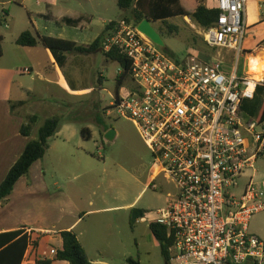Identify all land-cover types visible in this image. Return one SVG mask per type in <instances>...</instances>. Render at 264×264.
Listing matches in <instances>:
<instances>
[{
	"label": "built area",
	"instance_id": "2783aa9c",
	"mask_svg": "<svg viewBox=\"0 0 264 264\" xmlns=\"http://www.w3.org/2000/svg\"><path fill=\"white\" fill-rule=\"evenodd\" d=\"M216 4L217 22L199 27V34L213 50L238 57L232 68L220 58L177 62L125 21L104 47L126 55L136 84L109 114L131 120L151 150L159 171L148 187L156 190L162 176L175 189L154 220L173 241L168 264H264V241L250 232L252 217L264 212V190L253 176L240 186L264 158V121L243 111L264 78L250 70L252 52L247 71L238 73L239 60L249 54L243 49L246 0Z\"/></svg>",
	"mask_w": 264,
	"mask_h": 264
},
{
	"label": "crops",
	"instance_id": "0c3cea01",
	"mask_svg": "<svg viewBox=\"0 0 264 264\" xmlns=\"http://www.w3.org/2000/svg\"><path fill=\"white\" fill-rule=\"evenodd\" d=\"M208 1L206 0L207 7L216 9L217 6H209ZM13 2H20L26 12L29 10L18 0L0 2V5ZM37 3L45 4L46 7L45 11L38 13V17L45 20L47 34L41 33L37 21L35 26L28 14L31 22L27 21V25H23L18 33L14 34V43L8 44L7 38L0 35L2 50V57H0V186L28 145L38 140L39 130L45 126L46 122L55 116L67 114L66 106L57 99L46 97L44 93H50L53 87L60 86V92L68 96H79L89 91V88H84L82 82L92 71V66H106L109 62H113L107 61L102 53L94 55L68 53L65 55L67 57L65 65L61 68L50 50L42 46L34 48L19 46L16 42L17 38L26 31H31L34 35L39 33V35L66 40L70 38L65 36L73 32L78 36L70 41L87 46L95 42L108 23L114 21L104 20L105 27L99 34L94 35L92 31L87 32L91 25L90 27L81 26V24L78 27H70L62 23L58 25L63 18L71 17L65 15L55 17L50 12L52 7L49 3H44L42 0H38ZM263 5L264 0H252L250 5L247 3L244 16L246 26L254 36L253 44L258 46L257 48H260L264 41ZM2 18L9 30L17 27V20L11 12H3ZM262 49L264 47L259 50ZM100 54L102 58L99 57ZM20 59L26 61L29 66L20 68ZM25 69L31 70L32 81L27 82L22 77V71ZM93 74H96L98 79H105L104 71L93 69ZM70 86L75 90H72ZM18 102H26V106L13 109L12 106ZM28 115L36 116L37 123L30 135L25 137L21 134V129ZM73 124L66 122L62 126V129L52 138L50 149L45 157L32 165L29 174L17 181L10 198L5 203H0V235L22 231L23 235L31 239L20 264H36L38 259L51 260L52 264H69L55 260V256L50 255L51 250L57 252L63 248L64 242L61 236L63 231L76 233L92 264H109L103 259V254L111 247V239L114 244L116 242L118 233L116 221L107 218H97L90 223L87 221L92 216L99 217L125 211H129L130 216L131 210L138 203L136 198L129 204H124L123 201L121 204L113 205L104 194L96 200V193L86 192L91 191L95 186L99 189L103 183L96 182V176H92L84 167L83 163L86 162L84 157L89 154L83 143L82 130L77 133L71 128ZM107 132L103 133L102 137L105 138ZM81 168H83L84 179L73 185L74 187H69L72 179L80 177L74 174ZM72 176L75 177L72 178ZM98 201L100 203L96 205ZM84 222L87 223L82 226ZM262 231L255 225L250 226V232L260 239ZM106 239L109 241L107 242ZM33 241L37 242L36 247L33 246Z\"/></svg>",
	"mask_w": 264,
	"mask_h": 264
},
{
	"label": "rangeland",
	"instance_id": "374dc122",
	"mask_svg": "<svg viewBox=\"0 0 264 264\" xmlns=\"http://www.w3.org/2000/svg\"><path fill=\"white\" fill-rule=\"evenodd\" d=\"M8 0H0L4 2ZM27 6V12L21 7L20 2L12 4L0 5V35L7 38V43H14V34L18 33L23 25H27V21H37V26L41 33H48L45 29L46 22L38 17V13L45 11V4L39 5L38 0H18ZM51 5V14L55 17L65 15L72 19H82L81 26L91 25L87 32L92 31V34H99L101 29L105 27L104 20L122 21L124 12L117 5V0H42ZM252 0H246V7L251 4ZM209 6L216 7L215 0L208 1ZM264 10V5H263ZM11 12L17 20V27L9 30L4 22L2 15ZM28 14L31 16L29 18ZM3 19V20H1ZM31 22V21H30ZM169 23L180 29V35L170 37L165 33H160L165 42L167 51L174 53L176 57L183 60L190 56V53H198L208 56L210 59L220 58L229 63V66H235L238 62V57L233 52L223 51L217 52L208 47L203 37L199 34V27L194 25L190 19L177 18L170 20ZM32 26V25H31ZM36 26V25H35ZM156 28L159 25H155ZM55 31V30H54ZM81 32V30H79ZM57 32V31H55ZM78 32V33H80ZM77 34L69 33L67 36L70 40L76 38ZM197 37L198 39L193 41ZM253 33L247 28L245 40L243 41V49L249 52L248 56L243 54L239 60L238 73L243 76L247 71V64L250 52L257 54L261 47L253 44ZM264 55V54H262ZM102 58V55H99ZM196 57V55L194 56ZM29 66L23 59L19 60V67L24 68ZM96 71H104L105 79H98L96 74H93V69L88 73L85 80L82 82L84 88H89V91L84 92L79 96H68L60 92V86L53 87L50 93L44 95L51 99H57L67 110V114L62 116L72 119L75 118L71 128L77 133L84 128L89 127L92 132V139L85 141L84 146L87 148L89 156H83L86 162L83 163L92 176H96V182H102L103 186L99 189L97 186L91 191H86L90 194L96 193V200L102 196H107V199L113 205L129 204L138 199L135 205L137 210L145 212V218L141 219L132 227L130 222L129 211L119 213H109L104 216H92L87 222L94 221L97 218L113 219L116 221L118 233L116 242L111 239V247L105 250L103 259L109 264H128V259L132 258L140 264H167L165 258L161 254V246L159 241L152 235L150 224L158 217V212L167 208L171 202L170 195L175 194V189L171 184H168L164 178L159 177L156 181L157 189L149 188L145 190L149 180L153 178L159 171L158 165L153 160V154L145 144L136 125L129 119L118 118L112 112L111 105L115 101V92L118 75L121 69L116 62H109L106 66L93 65ZM21 74V73H20ZM22 77L25 81H32V76H26L24 70ZM102 81V82H101ZM133 79H128L120 91L122 96H126L130 88L135 87ZM47 98V99H49ZM61 116V115H58ZM98 119H102L105 123L108 132L115 131V138L112 141H107L102 137L104 132L100 129L97 123ZM77 177L72 179L69 187H74L82 179H84L83 168L77 170L74 174ZM75 176H72L74 178ZM247 177L241 180L240 186L243 188L251 176L254 177L255 184L264 190V158L256 161L254 170L247 172ZM119 200V201H118ZM100 201L96 203L99 205ZM87 222H84V226ZM253 225L260 228L262 231L261 240L264 241V212L255 214L252 217L250 226ZM107 242L109 241L106 239ZM244 264H252L246 262Z\"/></svg>",
	"mask_w": 264,
	"mask_h": 264
},
{
	"label": "trees",
	"instance_id": "16d2710c",
	"mask_svg": "<svg viewBox=\"0 0 264 264\" xmlns=\"http://www.w3.org/2000/svg\"><path fill=\"white\" fill-rule=\"evenodd\" d=\"M118 8L124 12L122 21L128 24L139 25L144 20H149L154 26L159 25L155 28L162 34L170 37L179 36L180 29L169 23L170 20L177 18H188L190 21L200 27L209 28L217 22L219 11L214 8H208L206 0H117ZM82 19L71 20V18H63L58 25L66 24L70 27H78ZM3 21H0V25ZM118 21H111L108 23L103 33L90 45H79L75 42L66 39H59L54 37H47L46 35H39V33H32L26 31L20 34L17 38V44L23 48H34L42 46L47 50H50L55 56V60L58 65L62 68L65 65L67 57L66 54H99L102 53L107 58V61L116 62L121 73L118 75L115 101L120 100V91L123 89L128 79H132L131 76V63L130 60L124 55L116 46L113 47L109 52L104 50V47L112 36V32L116 29ZM195 37L193 41L197 40ZM1 42V38H0ZM264 45V41L261 43ZM166 55L175 61L179 62L180 59L169 52L166 48L162 49ZM198 57V59L207 61L210 58L208 56L200 55L198 53H190L189 57ZM0 57H2V50L0 45ZM102 82V81H101ZM70 88L73 89L71 86ZM132 90V88H130ZM26 102H18L12 106L13 109L16 107H24ZM243 111L251 116L257 117L258 121H264V87L257 88V93L254 100L246 101L243 106ZM75 118L68 119L64 116H55L49 119L45 126L39 130V138L37 141L31 142L26 151L22 154L20 159L11 168L8 176L0 186V203H5L12 195L15 185L18 180L26 177L32 165L45 157L50 149V143L53 137L62 129V126L68 123H76ZM37 123V117L28 115L25 118V125L21 129V134L28 137L31 131L34 129ZM100 129L107 132L108 129L105 127V123L102 119L97 120ZM81 136L85 141L92 139L91 129L84 127L81 131ZM145 212L133 208L130 213V222L132 227L137 224L141 219L145 218ZM150 231L152 235L159 241L161 246V254L165 258L168 264L170 248L173 241L167 237V228L160 225V223L152 221L150 224ZM63 238V248L57 251L55 260L68 262L69 264H92L86 255L85 247L78 239V236L73 231L61 233ZM31 243L30 237L23 235L20 232H11L8 234L0 235V263L1 264H20L23 260L24 254ZM33 246H37V242L33 241ZM128 264H140L135 262L132 258H129ZM51 260H40L36 261V264H52Z\"/></svg>",
	"mask_w": 264,
	"mask_h": 264
},
{
	"label": "water",
	"instance_id": "95a60500",
	"mask_svg": "<svg viewBox=\"0 0 264 264\" xmlns=\"http://www.w3.org/2000/svg\"><path fill=\"white\" fill-rule=\"evenodd\" d=\"M138 30L141 31L142 34H144L155 45L159 46L161 49L165 48V42L162 39V35L149 20L146 19L143 22H140ZM115 136V131L113 130L106 133L105 139L107 141H112Z\"/></svg>",
	"mask_w": 264,
	"mask_h": 264
},
{
	"label": "bare ground",
	"instance_id": "6f19581e",
	"mask_svg": "<svg viewBox=\"0 0 264 264\" xmlns=\"http://www.w3.org/2000/svg\"><path fill=\"white\" fill-rule=\"evenodd\" d=\"M259 50V49H258ZM256 56H253L251 58V62L249 64L250 70L252 73H255L258 78L263 79L264 78V51L259 50Z\"/></svg>",
	"mask_w": 264,
	"mask_h": 264
}]
</instances>
